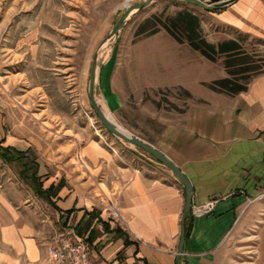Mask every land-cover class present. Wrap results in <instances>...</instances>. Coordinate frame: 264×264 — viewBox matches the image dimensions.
<instances>
[{"label":"rangeland","instance_id":"1","mask_svg":"<svg viewBox=\"0 0 264 264\" xmlns=\"http://www.w3.org/2000/svg\"><path fill=\"white\" fill-rule=\"evenodd\" d=\"M138 1L0 0V139L21 150L31 148L39 164L49 157L42 174L45 186L48 175L61 171L56 157L63 152L81 155L90 140L101 141L113 152L115 147L119 154L132 151L156 165L146 151L106 129L89 97L95 50L126 8ZM185 8L199 15L208 42L238 39L249 60L264 65L260 36L196 4L154 0L131 15L101 52L96 96L118 127L151 144L160 142L169 125L182 124L191 107L227 94L211 86L229 75L227 56L210 59L188 42L177 41L162 25ZM253 74L252 79L259 75ZM18 171L17 164L0 157V192L17 201L31 197L41 208L52 210ZM257 203L226 235L218 264H264V197L258 195Z\"/></svg>","mask_w":264,"mask_h":264},{"label":"crops","instance_id":"2","mask_svg":"<svg viewBox=\"0 0 264 264\" xmlns=\"http://www.w3.org/2000/svg\"><path fill=\"white\" fill-rule=\"evenodd\" d=\"M213 14L264 40V0H237ZM153 145L189 178L193 205L215 201L211 212L185 219L181 260L183 184L159 161L90 140L81 155L56 157L61 171L46 177L48 185L62 178L66 185L54 198L57 207L45 203L52 210L0 192V264H52L48 246L68 227L88 243L93 264H218L226 235L264 192V73L245 91L191 107L184 122L169 125ZM49 162L40 160L41 175ZM110 200L129 227L111 215Z\"/></svg>","mask_w":264,"mask_h":264},{"label":"trees","instance_id":"3","mask_svg":"<svg viewBox=\"0 0 264 264\" xmlns=\"http://www.w3.org/2000/svg\"><path fill=\"white\" fill-rule=\"evenodd\" d=\"M219 10L221 9L212 10V12H218ZM162 25L177 41L188 42L191 47L201 51L210 59L214 60L217 55L222 54L227 56L226 66L229 75L211 84L215 90L230 95L240 93L247 90L254 76L253 73H256V75L264 73L261 70L264 65L258 63L257 60H249L248 55L242 51L243 45L238 39L223 40L217 45L208 42L202 36L201 18L188 8L180 10L175 16L169 17L167 21L162 22ZM235 67L236 69H233ZM241 78H245V81H241ZM4 143L5 140L0 139V157L7 163L17 164L20 178L29 184L34 194L52 206L57 207L54 198L58 197L59 191L66 185L65 179L62 178L58 183L45 186L40 174L38 158L36 156L31 157L32 149L21 150L11 144L5 145ZM86 214H90L92 218L96 216L90 212ZM118 232L120 233L121 231L118 230Z\"/></svg>","mask_w":264,"mask_h":264},{"label":"water","instance_id":"4","mask_svg":"<svg viewBox=\"0 0 264 264\" xmlns=\"http://www.w3.org/2000/svg\"><path fill=\"white\" fill-rule=\"evenodd\" d=\"M154 0H141L132 5H129L126 10L120 15L119 19L111 29V31L104 37L101 41L97 49L93 54L92 65L90 69V80H89V97L90 103L93 109L95 110L98 118L102 122V124L108 129L111 133L116 135L119 139L133 144L140 149L146 151L148 154L159 160L165 167H167L173 175L183 184L186 189V197H185V208L183 211L182 218V233L181 240L178 249L179 260H181L180 255L185 251V243H186V232H185V219L191 214L193 207V194L194 188L189 180V178L185 175L182 169L165 153L155 147L153 144L141 139L138 136H135L131 133L125 132L118 128V126L105 114L102 106L99 103V100L96 96L97 90V79H98V69H99V58L101 52L103 51L104 44L108 42L113 37H118L120 31L124 28L127 21L131 17V15L135 14L139 10L151 4ZM186 3L196 4L207 11H212L216 9H223L227 6L233 4L237 0H184Z\"/></svg>","mask_w":264,"mask_h":264},{"label":"built area","instance_id":"5","mask_svg":"<svg viewBox=\"0 0 264 264\" xmlns=\"http://www.w3.org/2000/svg\"><path fill=\"white\" fill-rule=\"evenodd\" d=\"M260 196L264 197V192ZM109 204L111 215L124 224L126 228L129 227L118 204L111 200ZM214 205V200L193 205L191 213L197 216L207 214L213 210ZM48 253L52 258V264H93L88 243L78 235L73 227L65 228L55 236L48 246Z\"/></svg>","mask_w":264,"mask_h":264},{"label":"bare ground","instance_id":"6","mask_svg":"<svg viewBox=\"0 0 264 264\" xmlns=\"http://www.w3.org/2000/svg\"><path fill=\"white\" fill-rule=\"evenodd\" d=\"M107 43L108 42H106L105 44H104V47L107 45ZM119 129H121V130H123V131H125V132H128V130H126V129H123V128H120V127H118ZM129 133V132H128Z\"/></svg>","mask_w":264,"mask_h":264}]
</instances>
